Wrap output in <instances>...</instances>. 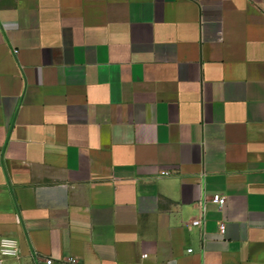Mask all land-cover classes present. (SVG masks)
Instances as JSON below:
<instances>
[{
    "label": "crops",
    "instance_id": "crops-1",
    "mask_svg": "<svg viewBox=\"0 0 264 264\" xmlns=\"http://www.w3.org/2000/svg\"><path fill=\"white\" fill-rule=\"evenodd\" d=\"M1 237L9 264H264V0H0Z\"/></svg>",
    "mask_w": 264,
    "mask_h": 264
},
{
    "label": "built area",
    "instance_id": "built-area-1",
    "mask_svg": "<svg viewBox=\"0 0 264 264\" xmlns=\"http://www.w3.org/2000/svg\"><path fill=\"white\" fill-rule=\"evenodd\" d=\"M161 173H167V170H161ZM210 199L219 204V206L223 205L225 202L224 195H212ZM202 220L198 217L192 220V223L200 224ZM225 224L224 221L219 222V231L222 233L224 231ZM191 250V248H188ZM20 253L18 241L12 237H1L0 238V264H9L6 262V257H18ZM143 256H146L147 253H143ZM69 261H74L73 257H68ZM47 263H51L52 258L47 257L45 259Z\"/></svg>",
    "mask_w": 264,
    "mask_h": 264
}]
</instances>
